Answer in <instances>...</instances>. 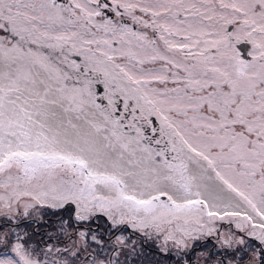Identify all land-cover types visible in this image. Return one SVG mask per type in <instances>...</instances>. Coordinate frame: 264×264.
Here are the masks:
<instances>
[{"label": "snow or ice", "instance_id": "snow-or-ice-1", "mask_svg": "<svg viewBox=\"0 0 264 264\" xmlns=\"http://www.w3.org/2000/svg\"><path fill=\"white\" fill-rule=\"evenodd\" d=\"M0 264H264V0H0Z\"/></svg>", "mask_w": 264, "mask_h": 264}, {"label": "rangeland", "instance_id": "rangeland-1", "mask_svg": "<svg viewBox=\"0 0 264 264\" xmlns=\"http://www.w3.org/2000/svg\"><path fill=\"white\" fill-rule=\"evenodd\" d=\"M238 47L240 48L241 55H243V56H246L248 51H250V46H248V45L241 44ZM98 95H101V96L103 95V92L100 91L99 89H98ZM98 102H100V101H98ZM155 126L158 127V122H156ZM156 138H159L158 135ZM153 146L156 147L155 145H153Z\"/></svg>", "mask_w": 264, "mask_h": 264}]
</instances>
